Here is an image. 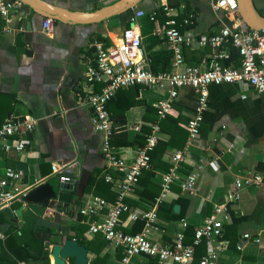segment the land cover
Wrapping results in <instances>:
<instances>
[{
	"label": "crops",
	"instance_id": "obj_1",
	"mask_svg": "<svg viewBox=\"0 0 264 264\" xmlns=\"http://www.w3.org/2000/svg\"><path fill=\"white\" fill-rule=\"evenodd\" d=\"M42 1L70 10L79 21H54L52 32L47 34L43 26L45 19L27 6L11 14L10 24L0 18V122L10 117L30 116L38 121L34 131L27 135L28 146L24 153L6 156L0 152V181L8 178L7 168L19 169L20 164L27 165L25 181L38 180L37 186L58 175L71 178L73 189L61 191V206L55 203L56 219L61 222L63 234L75 239L78 232H83L81 238L93 264H124L120 250L111 247L101 235L89 234L90 224L96 218L80 214V210L96 197L113 205L115 186L105 177L111 174L119 178L118 173L108 167L103 136L95 133L92 127L88 99L92 93L101 91V85H86L87 68L96 63L94 43L103 42L100 40L105 38L110 42L111 38L122 35L131 26L130 15L145 11L146 15L138 19L135 28L143 38L151 70L155 74L170 73L175 71L174 53L166 39L153 34L166 20L162 11L164 5L177 8L179 28L191 30L196 39L184 48L187 65L201 66L212 55V49L201 47L198 40L224 27H232L234 22L240 23L244 30L245 26L242 18L234 21L226 12H216L215 0H145L131 13L97 24L79 22L86 13L119 0ZM253 1L263 14L264 0ZM154 12L157 17L151 21L150 15ZM191 12L197 18L194 25L186 27L183 19ZM224 49L232 56L224 63L239 66L240 58L232 55V51H236L229 46ZM207 93L199 137L189 144L188 123L197 114L201 94L189 87L179 91L169 114L159 123V143L151 155V169L144 172L140 186L127 197V204L133 210H151L155 202L162 199L157 204L159 222L153 239L163 244L176 241L182 220L188 222L185 243L193 244L187 231H195L205 221L216 218L217 210L221 209V217L225 219L224 236L212 243L216 251H221L217 263L264 264V185L242 190L238 200L227 205L228 196L237 190L238 179L264 170V95L239 83L211 85ZM167 98L166 89L133 86L119 91L109 103L115 127L109 142L127 163L134 160L142 147L141 138L151 133L158 104ZM122 132L127 134L128 145H114V137ZM178 152H185L186 160L175 166L172 161ZM54 164L72 166L54 174ZM171 171H176L181 181L197 173L195 191L186 193L180 184H173L163 196L162 176ZM176 206L180 207L178 213ZM226 206L233 215L227 212ZM107 212V209L102 211L98 219L105 218ZM49 213H55L54 209H49ZM15 216L12 209L0 206V239L5 238L10 228L19 227L20 244L31 243L36 237L49 252L51 244L47 243L46 235H55L56 230H22ZM174 216L180 219L177 221ZM135 224L125 215L119 229L132 234ZM245 235L250 239H245ZM207 252L206 244L196 247L194 264H199ZM49 260L53 264V259ZM128 264L152 263L137 258Z\"/></svg>",
	"mask_w": 264,
	"mask_h": 264
},
{
	"label": "built area",
	"instance_id": "obj_2",
	"mask_svg": "<svg viewBox=\"0 0 264 264\" xmlns=\"http://www.w3.org/2000/svg\"><path fill=\"white\" fill-rule=\"evenodd\" d=\"M22 6L23 3L19 0H0V18L7 24L12 23L11 14ZM213 8L216 12H226L233 17L234 21L241 20L237 0H215ZM162 11L166 20L161 28L153 31V34L166 39L173 51L175 69L173 72L155 74L151 70L143 38L135 28L138 19L146 15L145 11L136 12L131 18V26L122 35L111 38L108 44L94 43L96 63L87 68L86 85H101V91L92 93L88 99V105L92 111V127L95 133L103 136V153L108 167L116 171L119 178L111 174L105 177L108 183L115 186L116 200L113 205L108 204L105 199L96 197L80 210V214L83 217L96 218L90 224L89 234L102 235L111 247L120 250L124 264L137 258L152 260L153 264H194L196 247L205 244L208 252L199 264H218L217 260L221 251H216L212 243L224 236L225 219L221 217V209L217 210L216 218L205 221L195 229L193 244L185 243V229L188 228L186 220L181 221V231L175 235L176 241L172 244H163L153 239V232L159 222L157 204H160L162 199H158L151 210H133L127 204V197L140 186L144 172L151 169V155L159 143V123L169 114L172 103L177 99L181 89L189 87L201 94L197 114L188 123L189 144L199 137L203 123L202 113L207 107L209 86L239 83L249 85L264 95V31L244 30L240 23L237 25L234 22L232 27H224L218 33L198 40L201 47L212 49V55L201 66L187 65L184 48L191 46L196 39L191 30L182 31L179 28L177 8L164 5ZM156 17V12L151 13L150 20L155 21ZM196 18V14L191 12L183 19V25L186 27L194 25ZM43 26L44 31L50 34L54 20L46 19ZM6 31L9 29L6 28ZM227 46L236 51L240 58L239 66L224 63L232 58L231 54L224 49ZM133 86L166 89L168 98L159 102L157 119L151 126V133L146 136L145 143L138 150L134 160L127 163L109 142L115 132V127L108 105L119 91ZM37 122V119L32 116L10 117L0 122V152L6 156L13 153H24L28 146L27 135L34 131ZM185 160V152H178L174 155L172 162L178 166ZM67 166L72 165L61 167L54 164V174ZM7 177L6 180L0 181V206L12 209L13 215H16L17 210L13 208V205L23 204L24 198L39 184V181L26 182L25 172L15 168H7ZM198 177L197 173H193L181 181L176 171L166 173L161 180L163 196L173 184H180L184 192L192 194L195 191ZM61 182L71 183L72 179L61 176ZM263 185L264 170L238 179L237 190L228 196L227 205L235 203L242 190ZM105 209L108 210L106 217L98 219ZM226 210L229 213L227 206ZM229 214L226 213V215ZM125 215H129L132 222L144 221L143 230L136 234H128L119 229ZM244 238L250 239V236L245 235ZM66 264L74 263L67 260Z\"/></svg>",
	"mask_w": 264,
	"mask_h": 264
},
{
	"label": "water",
	"instance_id": "obj_3",
	"mask_svg": "<svg viewBox=\"0 0 264 264\" xmlns=\"http://www.w3.org/2000/svg\"><path fill=\"white\" fill-rule=\"evenodd\" d=\"M34 12L41 15L45 20L53 19L55 22L79 21L70 10L58 6L50 5L42 0H19ZM145 0H119L109 6L95 12L86 13V17L79 23H101L115 17L131 13ZM239 12L245 26V30L253 29L264 31V13L261 14L256 8L253 0H237ZM134 14H131V18ZM83 17V16H82ZM44 20V21H45ZM76 23V22H75ZM19 169L25 174L28 173L27 165L20 164ZM73 189V183L61 182V176H55L34 188L24 198L22 206L16 211V218L20 228L25 231L39 232V230H56V234H47L49 247V258L53 259V264H66L67 260L74 264H93L89 258V250L81 245L76 239H69L63 234L61 222L56 219L62 190ZM49 209H54L55 213H49ZM180 207H175V212H179ZM50 214V215H49ZM59 215V214H58Z\"/></svg>",
	"mask_w": 264,
	"mask_h": 264
},
{
	"label": "trees",
	"instance_id": "obj_4",
	"mask_svg": "<svg viewBox=\"0 0 264 264\" xmlns=\"http://www.w3.org/2000/svg\"><path fill=\"white\" fill-rule=\"evenodd\" d=\"M100 41H103L104 43H107V44L109 43V41L106 38L101 39ZM232 55L235 58L237 56V53L232 51ZM147 134H149V132ZM147 134H145L143 138H141V141H142L141 146L145 143ZM119 136L121 140H119ZM126 138H127V134L125 132H122L120 135H118V137L117 136L114 137L113 144L116 146H127L128 141L126 140ZM161 144L163 145V142L160 141V145ZM20 206L21 204L18 203L14 206V209H17ZM228 210H229L230 215H233L231 213L230 207H228ZM13 219L14 221H16V218H13ZM174 219L178 221L180 219V216L179 217L174 216ZM144 224H145L144 221H141V220L137 221L131 233L135 234L137 232H140L143 229ZM19 232H20L19 227L10 228V230L5 233L4 235L5 238L0 239V249H1L0 264H50L49 252L46 250V247L43 244V242L38 240L36 237H34L31 243H27L26 245L23 246L18 241ZM187 233L192 236L193 241H194V234H195L194 231L189 229ZM82 236H83V232H80V233L78 232L75 239L81 245H84V242L81 238ZM147 260L153 264L152 260H149V259Z\"/></svg>",
	"mask_w": 264,
	"mask_h": 264
}]
</instances>
